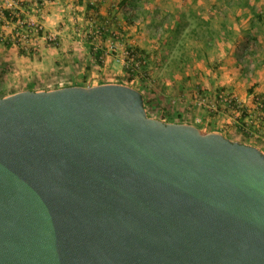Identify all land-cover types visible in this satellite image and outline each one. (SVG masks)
Listing matches in <instances>:
<instances>
[{"label": "water", "instance_id": "water-1", "mask_svg": "<svg viewBox=\"0 0 264 264\" xmlns=\"http://www.w3.org/2000/svg\"><path fill=\"white\" fill-rule=\"evenodd\" d=\"M0 264H264V153L122 84L2 97Z\"/></svg>", "mask_w": 264, "mask_h": 264}, {"label": "crops", "instance_id": "crops-1", "mask_svg": "<svg viewBox=\"0 0 264 264\" xmlns=\"http://www.w3.org/2000/svg\"><path fill=\"white\" fill-rule=\"evenodd\" d=\"M45 1L42 12L45 32L57 35L58 44L54 46L38 38L31 49L25 50L4 42L1 35L10 29L0 25L2 86L36 90L39 85L58 84L61 79L83 81L104 76L112 69L121 72L128 67L124 55L126 49L135 47L150 56L145 70L148 87L141 90L147 109L172 106L171 117L195 116V121H199V100L193 101L189 96L199 97L196 86L200 82V72L209 75L211 81L202 93L205 97L218 89H225L246 106H250L253 94L264 97V0ZM131 8L132 15L129 14ZM109 20L110 24L107 23ZM182 30L185 40L190 38L199 45L204 43L206 47L201 52L205 61L203 65L196 58L197 63L194 61L187 68V63L182 62L187 59L184 54L178 57L179 69L173 71L168 66L169 52L175 47L173 43ZM88 34H93V39ZM102 55L104 61L100 62ZM246 58L250 65L258 58V66L252 67L251 76L244 77L240 76L237 67L240 66L239 59ZM205 80L201 78L207 84ZM104 81L75 85L109 84ZM192 90H195L193 96L190 94ZM154 91L158 92L156 96ZM157 97L172 99V104L168 101L167 105L157 104ZM210 98L211 110L217 111L213 97ZM216 117L210 118L211 126L215 128L212 131L228 137L226 130L214 126L215 122L220 125ZM224 117L230 122L233 119L230 112ZM237 138L236 141L248 144ZM255 141L258 146H254L264 153V116L260 111L258 139Z\"/></svg>", "mask_w": 264, "mask_h": 264}, {"label": "rangeland", "instance_id": "rangeland-1", "mask_svg": "<svg viewBox=\"0 0 264 264\" xmlns=\"http://www.w3.org/2000/svg\"><path fill=\"white\" fill-rule=\"evenodd\" d=\"M133 11L132 8L129 10V14L132 15ZM88 36H90V39H93V34H88ZM169 38V37H168ZM171 38H173L171 36ZM90 39H88L90 41ZM186 37L184 35V30H182L181 33H179L178 38H176L175 43V47L172 49L171 45L169 46L171 48L170 52H169V64L168 66H171V69L173 71H176L179 69V62H178V57H180L181 55L186 54L187 55V59H185L184 61H182L183 59H181L182 62H186L187 65H182L185 66L187 68L188 65H193L192 62L195 61V63H197V61H201V64L204 65V61L205 58L201 52V49H203L204 47H206L204 45V43H200V45H202V47L199 45V43H195L194 41H190V38L185 40ZM185 40V41H184ZM197 45V46H196ZM258 48V47H257ZM143 54L147 57V61L149 64V55L147 53ZM198 55V56H197ZM195 57V58H194ZM196 58L198 59L196 61ZM255 62L250 65L249 64V59H239V65L237 67L240 76H251L250 72L252 71L253 68H255L256 66H258V58L254 59ZM148 64L145 67L139 66L136 67L134 70H132L131 68H124L123 71L121 72H117L116 69H112L109 73H107L104 76H97L94 77V79L91 80H83V81H77L74 79H61V81L58 82V84H51L50 86L47 85H39L37 86L38 89L36 90H32V91H49V90H54V89H59L58 87L61 86L60 88L63 87H69V86H76L75 84L82 82L84 84H97L99 82V80H104V82H107L109 84H122V85H126L129 87H132L138 91L141 92V90H143L144 88H147L148 85L146 84V80H145V74H146V68L148 67ZM249 66H251V69H249ZM253 67V68H252ZM131 69V70H130ZM115 71V72H114ZM201 71V70H199ZM201 75H198V79L200 80V82H198V85L196 87H198L197 91H199V97L198 98H194V96L192 94L195 93V90H192V92L190 93L193 97L189 96L193 101L195 100H199V108L201 110H199V115H197V118L200 119L199 121H195V116L192 118H184L179 117V116H174L171 117V115L174 112V108H172V106H167V107H163L160 109H152L149 108L147 110V114L149 117L167 122V123H180V124H189V125H193L195 127H199L202 131L204 132H213L212 130H215V128L213 126H211V122H210V118H213L215 115L216 117V121H220V125H217L216 122L214 123V126H219L220 129L223 131L226 130V135L228 136L227 138H232L231 140L236 141L238 140L237 137H240L242 140L246 141L248 144L251 146H258V142L255 141L256 139H258V116L256 115V113L252 110L251 104L250 106H248V108H246L245 112L241 115H239L238 110L235 109H228L225 106H223L220 103H217L214 99H213V104L215 106V110H211L212 108H210L211 106V96H209V94L206 95V97L202 94L204 93V89H207L206 87H208V84H210V80H208L209 75L207 74H203L200 72ZM202 79H207L205 81H207V84L203 83L201 81ZM69 83V84H68ZM72 84V85H71ZM196 85V84H195ZM83 86V85H82ZM88 85H86L85 87H87ZM97 86V85H95ZM135 86V87H133ZM8 86H6V84L4 86H2L0 84V98L5 97V96H9L12 95L14 93H18V92H23V91H27V90H23V89H14L11 86L6 88ZM45 87V89H41ZM140 88V89H137ZM251 92V91H250ZM158 92L154 91L155 96L157 95ZM197 93V92H196ZM252 93V92H251ZM206 98L205 101H203V98ZM157 104H161V103H165L167 105V101L168 103L170 102L172 104V99L169 98H160L157 97L156 98ZM145 103V102H144ZM174 103V102H173ZM243 105H245L244 102H242ZM174 106V105H173ZM215 113H214V112ZM227 112H230L231 115L233 116V119H231V122L229 119H227L226 117H224V115H226ZM214 113V114H212ZM207 118H209V121L207 120ZM246 119H249L251 121V124L249 121H246ZM229 121V122H228ZM204 123H207L204 124ZM217 133V132H214ZM237 142H241V141H237Z\"/></svg>", "mask_w": 264, "mask_h": 264}, {"label": "built area", "instance_id": "built-area-1", "mask_svg": "<svg viewBox=\"0 0 264 264\" xmlns=\"http://www.w3.org/2000/svg\"><path fill=\"white\" fill-rule=\"evenodd\" d=\"M45 5V0H0V25L10 29L9 32L1 35V39L25 50L31 49L32 44L38 38H43L47 43L56 46L58 44L57 35L45 32L42 22ZM107 23L110 24V20ZM124 55L128 68L132 70L135 66L145 67L148 64L147 57L135 47L127 48ZM99 60L100 62L104 61L103 55L99 57ZM211 96L226 108L238 110L239 115L248 108L238 101L233 93L225 89H218ZM205 100L204 97L203 101ZM251 107L257 116L258 111L264 116V97L253 94ZM246 121L251 124L249 119Z\"/></svg>", "mask_w": 264, "mask_h": 264}, {"label": "trees", "instance_id": "trees-1", "mask_svg": "<svg viewBox=\"0 0 264 264\" xmlns=\"http://www.w3.org/2000/svg\"><path fill=\"white\" fill-rule=\"evenodd\" d=\"M142 52V51H141ZM143 53V52H142ZM146 107V106H145ZM199 128V127H198ZM200 129V128H199Z\"/></svg>", "mask_w": 264, "mask_h": 264}]
</instances>
